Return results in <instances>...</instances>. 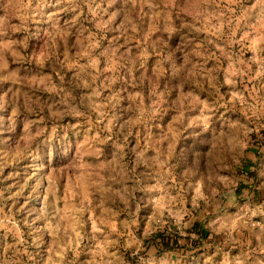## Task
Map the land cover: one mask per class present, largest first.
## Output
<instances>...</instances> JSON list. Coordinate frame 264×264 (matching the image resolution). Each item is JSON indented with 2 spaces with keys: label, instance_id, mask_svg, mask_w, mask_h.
<instances>
[{
  "label": "rangeland",
  "instance_id": "374dc122",
  "mask_svg": "<svg viewBox=\"0 0 264 264\" xmlns=\"http://www.w3.org/2000/svg\"><path fill=\"white\" fill-rule=\"evenodd\" d=\"M263 131L264 0H0V264H264Z\"/></svg>",
  "mask_w": 264,
  "mask_h": 264
},
{
  "label": "trees",
  "instance_id": "16d2710c",
  "mask_svg": "<svg viewBox=\"0 0 264 264\" xmlns=\"http://www.w3.org/2000/svg\"><path fill=\"white\" fill-rule=\"evenodd\" d=\"M262 134H263V136H264V131H263ZM242 186H243V185H242ZM240 191H241V186H239V187L237 188V192H240ZM192 229H193V231L199 233V235H202V234H203V233H202V230H201V226H200V224L197 223V222L194 223ZM159 236L162 238V244H163L164 246H170V244H171L170 241L166 240L165 237L162 236V235H159ZM172 243H173V244H177V240H174Z\"/></svg>",
  "mask_w": 264,
  "mask_h": 264
}]
</instances>
